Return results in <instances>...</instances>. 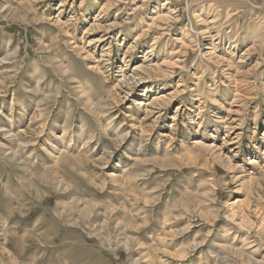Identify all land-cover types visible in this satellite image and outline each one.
Returning <instances> with one entry per match:
<instances>
[{
  "label": "rangeland",
  "instance_id": "374dc122",
  "mask_svg": "<svg viewBox=\"0 0 264 264\" xmlns=\"http://www.w3.org/2000/svg\"><path fill=\"white\" fill-rule=\"evenodd\" d=\"M0 264H264V0H0Z\"/></svg>",
  "mask_w": 264,
  "mask_h": 264
},
{
  "label": "bare ground",
  "instance_id": "6f19581e",
  "mask_svg": "<svg viewBox=\"0 0 264 264\" xmlns=\"http://www.w3.org/2000/svg\"><path fill=\"white\" fill-rule=\"evenodd\" d=\"M219 258H221V257H219ZM222 259V258H221Z\"/></svg>",
  "mask_w": 264,
  "mask_h": 264
}]
</instances>
